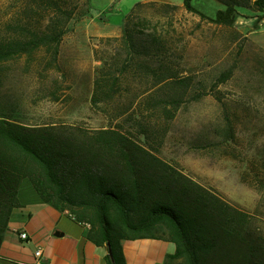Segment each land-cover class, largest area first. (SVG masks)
<instances>
[{
	"label": "trees",
	"instance_id": "1",
	"mask_svg": "<svg viewBox=\"0 0 264 264\" xmlns=\"http://www.w3.org/2000/svg\"><path fill=\"white\" fill-rule=\"evenodd\" d=\"M220 1L226 7L213 17L197 9L193 0L183 4L215 24L233 26L238 7L247 6L239 0ZM48 3L51 13L43 27L0 38V86L10 61L42 49L57 61L76 7L63 0ZM150 4L156 2L135 4L121 36L100 39L103 51L95 55L103 65L96 71L91 101L93 108L109 111L117 96H123L127 75L139 72L159 90L167 89L168 94L155 90L144 100L150 110L162 108L170 121L180 105L175 91L188 88L189 82L177 79L166 55L159 59L168 42L162 34L145 30L147 19L141 14ZM253 7L263 11L264 0H255ZM19 109V103H0V246L19 205L21 183L29 179L46 204L89 225L87 237L97 246L108 250L111 244L113 254L108 250L105 255L110 264H126L122 241L137 238L173 242L176 251L168 256L172 264H264V237L251 214L162 158L141 120L143 111L129 117L141 130L135 134L122 123L97 129L66 122L28 123L20 119Z\"/></svg>",
	"mask_w": 264,
	"mask_h": 264
},
{
	"label": "rangeland",
	"instance_id": "2",
	"mask_svg": "<svg viewBox=\"0 0 264 264\" xmlns=\"http://www.w3.org/2000/svg\"><path fill=\"white\" fill-rule=\"evenodd\" d=\"M63 1L76 12L57 61L42 49L8 62L0 103H19V117L28 123L94 129L122 123L135 134L141 130L129 117L143 111L141 120L159 155L249 212L264 237V10L253 7L255 0H239L247 7H238L236 23L224 26L188 11L184 0ZM138 1L156 2L141 14L147 19L145 30L167 39L159 59L166 55L177 79L189 82L175 91L180 105L170 121L162 108L150 110L144 100L155 90L168 94L167 89L159 90L139 72L127 75L123 96L109 111L92 106L96 71L103 65L95 55L103 51L100 39L121 36L125 17ZM193 4L211 17L226 7L220 0ZM50 13L48 0H0V38L43 27Z\"/></svg>",
	"mask_w": 264,
	"mask_h": 264
},
{
	"label": "crops",
	"instance_id": "3",
	"mask_svg": "<svg viewBox=\"0 0 264 264\" xmlns=\"http://www.w3.org/2000/svg\"><path fill=\"white\" fill-rule=\"evenodd\" d=\"M18 196L0 246L1 264H110L105 258L109 246H97L87 237L89 225L46 204L29 179L22 181ZM122 247L126 264H172L168 256L176 251L173 242L162 238L124 239ZM38 248L42 259L35 254Z\"/></svg>",
	"mask_w": 264,
	"mask_h": 264
},
{
	"label": "built area",
	"instance_id": "4",
	"mask_svg": "<svg viewBox=\"0 0 264 264\" xmlns=\"http://www.w3.org/2000/svg\"><path fill=\"white\" fill-rule=\"evenodd\" d=\"M69 213V212H68ZM73 218H75V216L72 213H69ZM21 237L26 239L28 237L27 233H21ZM36 256L39 257L40 259H42L43 257V250L41 248H38L36 250Z\"/></svg>",
	"mask_w": 264,
	"mask_h": 264
},
{
	"label": "water",
	"instance_id": "5",
	"mask_svg": "<svg viewBox=\"0 0 264 264\" xmlns=\"http://www.w3.org/2000/svg\"><path fill=\"white\" fill-rule=\"evenodd\" d=\"M108 246H109V252H110V254L112 255L113 252H112L111 244L109 243Z\"/></svg>",
	"mask_w": 264,
	"mask_h": 264
}]
</instances>
